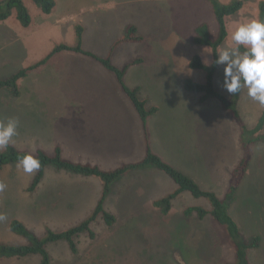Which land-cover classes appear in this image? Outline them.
Returning a JSON list of instances; mask_svg holds the SVG:
<instances>
[{"label":"rangeland","instance_id":"374dc122","mask_svg":"<svg viewBox=\"0 0 264 264\" xmlns=\"http://www.w3.org/2000/svg\"><path fill=\"white\" fill-rule=\"evenodd\" d=\"M229 4L233 0H220ZM244 7L227 18L228 36L219 49L233 46L231 33L243 23L260 21L264 0H242ZM31 24L15 15L0 21V80L12 77L48 56L58 45H78L125 69V83L137 90L147 108L156 107L146 129L116 76L84 54L64 51L19 81V96L0 90V120L19 121L9 145L18 150L54 155L113 170L140 162L149 147L165 162L192 178L221 200L230 190L232 173L242 158L240 132L231 114L217 99L200 102L202 94L185 90L184 81L204 83L213 64L212 49L194 43L196 28L207 23L211 38L218 23L210 0H56L44 14L32 0H24ZM137 28L140 42H122L128 26ZM199 56L206 69L190 66ZM207 61V63H205ZM224 65L214 74L215 89L228 100ZM243 88L238 102L242 120L254 128L264 107ZM68 106L53 112L48 105ZM59 106V105H58ZM77 106V108H76ZM43 111V112H42ZM57 115V117H56ZM264 132V131H263ZM6 148L0 150L5 152ZM19 164L0 173V244L24 245L27 240L10 230L23 222L39 238L48 230L62 232L89 218L102 198L103 182L48 166L35 192L28 189L37 173ZM178 189L165 173L153 167L128 172L107 196L105 210L116 217L108 226L100 216L91 232L76 238L77 253L65 241L50 243L51 264H233L235 250L225 228L207 216L186 215L188 208H210L206 199L180 194L168 215L153 205ZM229 213L244 237L261 238L249 251L252 264H264V141L253 145L248 170ZM0 264H40V257L6 259Z\"/></svg>","mask_w":264,"mask_h":264},{"label":"trees","instance_id":"16d2710c","mask_svg":"<svg viewBox=\"0 0 264 264\" xmlns=\"http://www.w3.org/2000/svg\"><path fill=\"white\" fill-rule=\"evenodd\" d=\"M44 14H51L55 9L56 0H32ZM213 6L214 14L218 23L219 31L216 39L211 38L210 28L207 23H203L196 28V35L194 43L200 46H208L212 49L213 64L208 68V74L204 83H198L192 80L184 81V88L191 93L202 94L200 98L201 103H205L209 99H217L223 109L229 112L237 124L240 132V145L242 149V158L233 170L231 178L230 190L224 200H221L214 192L204 190L192 178L165 162L160 156L155 154L149 147L147 148L146 156L143 160L136 163L124 164L121 167L113 170H103L96 164H83L66 160L62 157V150L57 147L54 155H48L43 150H38L36 153H30L16 149L9 145L5 152L0 153V173L8 165H13L25 155H32L40 162V168L28 189L29 192H35L45 177V170L48 166H53L58 170H63L74 175L82 177H96L99 178L104 185L102 198L99 200L93 214L85 221L75 227L62 232L48 230L44 238H39L31 229H29L20 220L14 219L10 223V230L27 240L24 245H9L0 244V257L6 259H25L32 256L40 257V264H51V256L47 250V245L65 241L68 243L72 252L77 253L76 238L83 233L91 232V224L100 216L108 226H113L116 223V217L112 213L105 210L104 204L107 196L110 194L112 185L128 172L153 167L158 171L169 176L178 186V189L168 197L155 200L153 205L158 208L163 215H168L172 209L173 201L182 193L188 192L196 199H206L210 203L209 209L202 207L188 208L185 211L186 215L196 213L199 219H205L207 216L213 218L215 222L223 226L233 244L235 250V261L233 264H252L249 260V251L257 249L260 246L261 238L254 236L251 239H246L232 215L229 213V206L235 198V195L240 186L241 180L245 176L253 154V145L258 141H264V113L262 114L258 124L250 129L242 120L238 110V102L241 92L233 95L231 100L221 95L214 87V74L218 68L215 64L217 57V49L223 44L228 36L227 32V18L237 14L243 7L242 0H233L229 4H223L220 0H210ZM260 21H264V2L261 3ZM13 15L24 26L28 27L31 24V16L24 0H0V21H6ZM137 28L130 25L125 30L124 36L119 40L122 42H140L143 37L138 36ZM78 45L71 47L68 45H58L55 49L44 59L36 64L21 69L12 77L0 80V90L9 89L14 96H19V81L26 78L28 73L36 70L41 66L47 64L55 55L60 52L70 51L84 54L93 58L108 71L112 72L123 89L125 94L130 98L133 107L139 114L143 125H147L148 118L158 109L152 107L147 108V101L141 100L138 96L137 90H131L125 83V75L131 65L141 63V60L134 61L125 69H119L114 66L111 61V56L107 58L99 57L90 52H86L81 47L82 29L77 28ZM241 47V51H243ZM190 66L194 69H206L201 58L196 56L191 62ZM91 235L93 233L91 232Z\"/></svg>","mask_w":264,"mask_h":264},{"label":"clouds","instance_id":"9594fccd","mask_svg":"<svg viewBox=\"0 0 264 264\" xmlns=\"http://www.w3.org/2000/svg\"><path fill=\"white\" fill-rule=\"evenodd\" d=\"M231 40L233 46L217 49L216 54L215 64L225 66L223 87L231 95L246 88L248 96L264 107V21L253 19L240 24L231 33ZM18 125L15 118L0 120V150L7 148L18 134ZM21 165L27 173L40 168V162L32 155H25L17 166Z\"/></svg>","mask_w":264,"mask_h":264},{"label":"crops","instance_id":"0c3cea01","mask_svg":"<svg viewBox=\"0 0 264 264\" xmlns=\"http://www.w3.org/2000/svg\"><path fill=\"white\" fill-rule=\"evenodd\" d=\"M50 62V61H49ZM48 62V63H49ZM47 63V64H48ZM46 65V64H45ZM59 105V106H58ZM58 105H48L49 107V109L51 110V111H53V112H63L64 111V108H66L67 109V107H69V105L68 106H60V103L58 104ZM76 108H77V106H76ZM43 112V111H42ZM56 117H57V115H56Z\"/></svg>","mask_w":264,"mask_h":264}]
</instances>
